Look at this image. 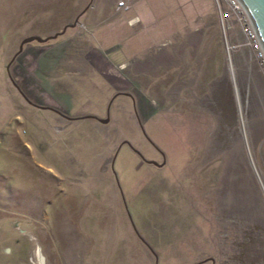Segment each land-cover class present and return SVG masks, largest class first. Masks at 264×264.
I'll return each mask as SVG.
<instances>
[{
    "label": "rangeland",
    "instance_id": "obj_1",
    "mask_svg": "<svg viewBox=\"0 0 264 264\" xmlns=\"http://www.w3.org/2000/svg\"><path fill=\"white\" fill-rule=\"evenodd\" d=\"M119 1L0 0V264H264V61L217 0ZM89 12L129 82L64 68L68 119L13 64Z\"/></svg>",
    "mask_w": 264,
    "mask_h": 264
},
{
    "label": "crops",
    "instance_id": "obj_2",
    "mask_svg": "<svg viewBox=\"0 0 264 264\" xmlns=\"http://www.w3.org/2000/svg\"><path fill=\"white\" fill-rule=\"evenodd\" d=\"M102 7L105 8L106 5ZM87 15L90 17L89 21ZM94 15L91 12L83 15L91 30L81 31L71 27L70 23L64 27V31L61 27L46 31L45 38L41 37L44 41L34 39L23 42V49L17 54L13 64V75L19 77L18 83L24 94L32 101L42 103L68 119L74 117L69 116L72 113L64 101L67 93L57 90L59 87L53 84L56 79L59 80L64 68L78 64L86 69L84 79L80 80L84 84H91L98 78L112 88H120L117 82L127 80L120 65L122 63L114 55L117 49L108 44V30H94ZM156 31L162 33V30H154V34Z\"/></svg>",
    "mask_w": 264,
    "mask_h": 264
},
{
    "label": "built area",
    "instance_id": "obj_3",
    "mask_svg": "<svg viewBox=\"0 0 264 264\" xmlns=\"http://www.w3.org/2000/svg\"><path fill=\"white\" fill-rule=\"evenodd\" d=\"M220 16L222 20L228 19L232 14H235L238 22L243 26L244 34L246 35V45L249 46L258 59L264 61V47L259 34L252 25L251 20L245 10L244 5L240 0H217ZM132 0H120L118 2V9H131ZM227 5L230 10H223V6Z\"/></svg>",
    "mask_w": 264,
    "mask_h": 264
},
{
    "label": "water",
    "instance_id": "obj_4",
    "mask_svg": "<svg viewBox=\"0 0 264 264\" xmlns=\"http://www.w3.org/2000/svg\"><path fill=\"white\" fill-rule=\"evenodd\" d=\"M240 1L244 5L247 12L249 13L264 47V0H240ZM78 21L79 20H76L74 25H76ZM34 39L39 41L45 40L40 37H32L27 39L25 42H30L31 40Z\"/></svg>",
    "mask_w": 264,
    "mask_h": 264
},
{
    "label": "trees",
    "instance_id": "obj_5",
    "mask_svg": "<svg viewBox=\"0 0 264 264\" xmlns=\"http://www.w3.org/2000/svg\"><path fill=\"white\" fill-rule=\"evenodd\" d=\"M252 50V49H251Z\"/></svg>",
    "mask_w": 264,
    "mask_h": 264
}]
</instances>
